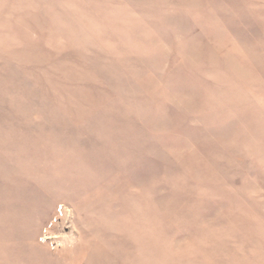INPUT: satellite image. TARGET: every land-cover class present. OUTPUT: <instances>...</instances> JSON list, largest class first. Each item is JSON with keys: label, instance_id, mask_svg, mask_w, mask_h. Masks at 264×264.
Segmentation results:
<instances>
[{"label": "rangeland", "instance_id": "obj_1", "mask_svg": "<svg viewBox=\"0 0 264 264\" xmlns=\"http://www.w3.org/2000/svg\"><path fill=\"white\" fill-rule=\"evenodd\" d=\"M0 264H264V0H0Z\"/></svg>", "mask_w": 264, "mask_h": 264}]
</instances>
